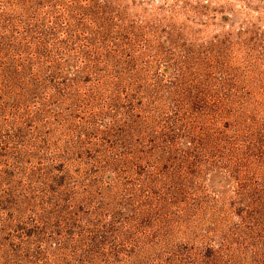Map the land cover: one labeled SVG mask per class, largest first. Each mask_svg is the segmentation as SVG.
<instances>
[{
    "label": "rangeland",
    "instance_id": "374dc122",
    "mask_svg": "<svg viewBox=\"0 0 264 264\" xmlns=\"http://www.w3.org/2000/svg\"><path fill=\"white\" fill-rule=\"evenodd\" d=\"M0 264H264V0H0Z\"/></svg>",
    "mask_w": 264,
    "mask_h": 264
}]
</instances>
